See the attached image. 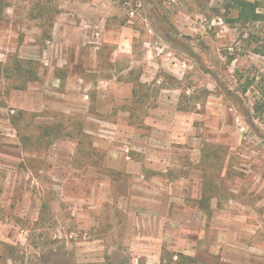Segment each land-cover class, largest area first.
<instances>
[{
  "label": "rangeland",
  "instance_id": "1",
  "mask_svg": "<svg viewBox=\"0 0 264 264\" xmlns=\"http://www.w3.org/2000/svg\"><path fill=\"white\" fill-rule=\"evenodd\" d=\"M247 1L0 0V264H264Z\"/></svg>",
  "mask_w": 264,
  "mask_h": 264
},
{
  "label": "trees",
  "instance_id": "2",
  "mask_svg": "<svg viewBox=\"0 0 264 264\" xmlns=\"http://www.w3.org/2000/svg\"><path fill=\"white\" fill-rule=\"evenodd\" d=\"M228 7L235 9L237 11V16L234 19H230L232 22L236 23H254L258 21L262 16L256 12V9L259 7L257 2H250L247 0H228ZM255 53L264 57V46L254 49ZM255 112H264V92L260 94V98L253 104L252 108ZM19 117L15 122L12 123V126L18 132V125L22 122V114L19 113ZM21 120V121H20ZM188 260L194 262L191 258H185L182 255H177V259L174 264H184V261ZM163 261V260H162ZM163 262H161L162 264ZM186 264V263H185Z\"/></svg>",
  "mask_w": 264,
  "mask_h": 264
},
{
  "label": "crops",
  "instance_id": "3",
  "mask_svg": "<svg viewBox=\"0 0 264 264\" xmlns=\"http://www.w3.org/2000/svg\"><path fill=\"white\" fill-rule=\"evenodd\" d=\"M14 153H13V157H3L2 155L0 156V164L6 165L5 168L6 171H8L9 169V171L16 172V168H14V165L17 166L18 163L24 160L23 155L20 152L14 151ZM22 214H25L26 217L28 216L27 213H25V211H22L21 215Z\"/></svg>",
  "mask_w": 264,
  "mask_h": 264
}]
</instances>
